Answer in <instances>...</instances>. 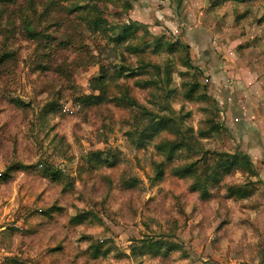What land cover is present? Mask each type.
<instances>
[{
	"label": "rangeland",
	"instance_id": "374dc122",
	"mask_svg": "<svg viewBox=\"0 0 264 264\" xmlns=\"http://www.w3.org/2000/svg\"><path fill=\"white\" fill-rule=\"evenodd\" d=\"M262 72L264 0H0V264H264Z\"/></svg>",
	"mask_w": 264,
	"mask_h": 264
},
{
	"label": "trees",
	"instance_id": "16d2710c",
	"mask_svg": "<svg viewBox=\"0 0 264 264\" xmlns=\"http://www.w3.org/2000/svg\"><path fill=\"white\" fill-rule=\"evenodd\" d=\"M137 25V22L135 20L133 21H129V22H126V23H122L121 26H120V31L118 32V34H116L114 36V39L116 41H120L122 40L127 34L128 32L131 31V29H133L135 26ZM165 45H167L169 47V49H172L171 48V45L172 42H169V41H166L164 42ZM153 66L155 68H158V65L157 64H153ZM138 67V66H137ZM169 66H166V69H165V78H164V82H168L169 84V81H170V74H169ZM136 67H129V66H124L123 64L120 65V67H118V72H121L122 73H125L126 75H131L134 74H139L137 73V71L135 70ZM141 69H144V67H142V65L140 66ZM160 68V67H159ZM158 68V69H159ZM137 69V68H136ZM141 71H146V70H141ZM98 78H101V76H98ZM156 80L154 79H143V80H140L138 83L140 85H148L150 83H155ZM171 91L172 88H167ZM193 90V86H191L190 88H187V90H185V95L186 96H190V93L191 91ZM93 98L95 99H98V95L97 94H94V96H92ZM148 112V122H149V125H150V128L152 127V130L156 132V130H159L161 129L165 122L166 121H169V123L171 122V116H167L165 114H157V113H153V112H150V111H147ZM148 124V123H147ZM140 145H142L143 143H139ZM181 142L178 141V140H174V139H170V140H166V141H162L160 143L157 144V147L158 148H161L163 149L165 152H166V158L167 159H171L173 157V153L174 151H176L178 148L181 147ZM237 151L232 153V156L237 158ZM244 161L248 162L249 165H253V162L251 161L250 159V156L248 154H244ZM160 165V164H159ZM162 166L160 165L159 167V170L157 172V177H159L161 174H162ZM190 167L191 165L190 164H187V165H184L182 167V170L184 171L183 173H186L190 170ZM50 174H52L54 177L57 176L56 172L55 171H50L49 172ZM240 190H242V188H240ZM242 264H251V263H248V262H243Z\"/></svg>",
	"mask_w": 264,
	"mask_h": 264
},
{
	"label": "crops",
	"instance_id": "0c3cea01",
	"mask_svg": "<svg viewBox=\"0 0 264 264\" xmlns=\"http://www.w3.org/2000/svg\"><path fill=\"white\" fill-rule=\"evenodd\" d=\"M253 46V45H252ZM250 49H253V48H250ZM239 54V56H238V61H237V63L240 65V67H237V69L236 70H239L240 69V71L241 72H249V73H251L252 75H253V73H255L256 72V70L254 69V66H252V65H248L249 63V61H248V57L246 56L247 55V49H244V51H241V52H239L238 53ZM224 57H227V55L226 54H224L223 55ZM229 58H232V56H229ZM228 58V59H229ZM235 59V58H234ZM235 61V60H234ZM228 65H229V63H227ZM224 72H227V70H226V68H224L223 69V71L221 70V73H224ZM262 73H264V72H262ZM224 79V78H223ZM225 82H228L229 81V79H228V76H227V79L226 80H224ZM240 81H244L243 80V78H240L239 80H238V83H240ZM259 81H261V79L260 78H257V76L255 77V74H254V76H252V83L248 86V87H246V89H245V92H246V94H248V92L246 91V90H251V91H253V89L255 88V86H254V84H256V83H259ZM263 81V80H262ZM229 83H231V82H229ZM262 83H264V82H262ZM242 88H245V86L243 85V84H241L240 85ZM263 87V86H262ZM264 88V87H263ZM228 98H230L229 96H228ZM252 100H253V95H252V98H251ZM240 105H244L245 103H246V98L244 97V98H242V100H240ZM243 110L245 111V108L243 107ZM243 110H242V112H243ZM253 116V115H252ZM243 117H244V115H243ZM243 119V118H242ZM244 120H245V122L244 123H246L245 124V126H246V128L248 129V131H250L251 132V130L253 129V118L252 117H246V118H244ZM261 120H263V119H261ZM249 132V133H250ZM244 136H247V133H245L244 134ZM246 151H248V153H250V154H253V146H248V147H246ZM255 151V150H254ZM251 161L253 162V160L251 159Z\"/></svg>",
	"mask_w": 264,
	"mask_h": 264
}]
</instances>
